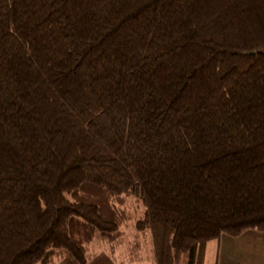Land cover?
Instances as JSON below:
<instances>
[{
	"label": "trees",
	"instance_id": "16d2710c",
	"mask_svg": "<svg viewBox=\"0 0 264 264\" xmlns=\"http://www.w3.org/2000/svg\"><path fill=\"white\" fill-rule=\"evenodd\" d=\"M248 230L264 0H0V264H89L96 234L118 264H203Z\"/></svg>",
	"mask_w": 264,
	"mask_h": 264
},
{
	"label": "crops",
	"instance_id": "0c3cea01",
	"mask_svg": "<svg viewBox=\"0 0 264 264\" xmlns=\"http://www.w3.org/2000/svg\"><path fill=\"white\" fill-rule=\"evenodd\" d=\"M210 242H213V264H264V232L248 230L239 236L222 234L217 241ZM205 259L204 253L203 264ZM87 260L89 264H118L106 251L94 256L87 254ZM60 264L73 263L66 259Z\"/></svg>",
	"mask_w": 264,
	"mask_h": 264
},
{
	"label": "rangeland",
	"instance_id": "374dc122",
	"mask_svg": "<svg viewBox=\"0 0 264 264\" xmlns=\"http://www.w3.org/2000/svg\"><path fill=\"white\" fill-rule=\"evenodd\" d=\"M131 226V225H129ZM106 251V247L102 240L99 238V235L96 234L94 240L91 242L88 255L94 256L100 252ZM204 253L206 254V259H205V264H213V255H214V250H213V242H209L205 245V250ZM118 258V257H117ZM149 258V257H148ZM120 260V258H118ZM147 260H144L142 264H151L150 260L146 263Z\"/></svg>",
	"mask_w": 264,
	"mask_h": 264
}]
</instances>
